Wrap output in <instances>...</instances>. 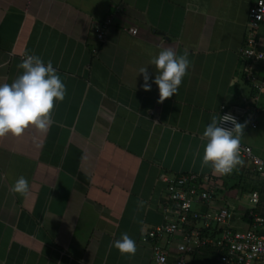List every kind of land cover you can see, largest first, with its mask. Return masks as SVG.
<instances>
[{"label": "crops", "instance_id": "1", "mask_svg": "<svg viewBox=\"0 0 264 264\" xmlns=\"http://www.w3.org/2000/svg\"><path fill=\"white\" fill-rule=\"evenodd\" d=\"M250 2L0 0V84L23 73L25 55H37L66 86L46 133L29 127L0 138V264H152L141 236L162 221L163 177L211 169L200 166V137L221 106L247 107L241 140L264 160V90L254 97L239 57ZM106 16L111 22L98 41ZM168 47L187 50L192 65L177 94L160 103L150 60ZM145 66L150 91L137 74ZM20 176L29 182L26 196L11 192ZM222 182L215 205L255 189L253 211L264 214V179L245 161ZM232 221L246 226L237 215ZM122 233L136 242L131 258L112 246ZM187 260L212 264L203 251Z\"/></svg>", "mask_w": 264, "mask_h": 264}, {"label": "built area", "instance_id": "2", "mask_svg": "<svg viewBox=\"0 0 264 264\" xmlns=\"http://www.w3.org/2000/svg\"><path fill=\"white\" fill-rule=\"evenodd\" d=\"M111 17L106 16L95 29V36L102 41ZM264 23V0H251L247 8L243 42L239 47L241 76L255 95L264 90V78H259L255 66H264V33L259 31ZM131 30V29H130ZM245 101V98L242 97ZM247 107L233 104L221 106L217 116L232 115L237 122ZM255 111H250L249 124L254 125ZM227 127H232L230 123ZM240 158L250 170L264 179V160L241 140ZM211 169L203 173L180 172L165 180V195L160 204L162 221L145 230L141 239L150 244L152 264H166L170 252L174 253L171 264H189L187 256L210 249L212 264H264V214L253 211L258 201L255 189L241 191L246 204L237 207L225 203L215 205L222 179ZM238 206V205H237ZM234 215L245 220L242 229L233 224ZM246 215V219L244 216ZM174 236L180 239L174 243Z\"/></svg>", "mask_w": 264, "mask_h": 264}, {"label": "clouds", "instance_id": "3", "mask_svg": "<svg viewBox=\"0 0 264 264\" xmlns=\"http://www.w3.org/2000/svg\"><path fill=\"white\" fill-rule=\"evenodd\" d=\"M188 55L187 50L182 55H177L168 47L150 60V64L155 65L158 72L154 79L159 90L158 102L162 103L177 94L192 65ZM18 67L23 69L21 75L11 84H0V138L8 135L21 137L29 127L46 133L55 123L52 119L55 102L63 101L66 95V86L51 61L45 64L37 55H25ZM138 73L143 75L144 83L141 87L150 91L147 67L139 68ZM228 123L232 127L225 126ZM247 123L248 121L237 122L230 114L211 116L200 137L201 141L206 142L201 168L210 166L217 175H231L243 163L240 158L241 138ZM11 192L26 196L30 192L28 180L24 176L18 177ZM144 203L138 201V209L144 207ZM112 246L128 258L137 252L136 242L127 233H122L121 238L113 241Z\"/></svg>", "mask_w": 264, "mask_h": 264}, {"label": "rangeland", "instance_id": "4", "mask_svg": "<svg viewBox=\"0 0 264 264\" xmlns=\"http://www.w3.org/2000/svg\"><path fill=\"white\" fill-rule=\"evenodd\" d=\"M258 68L264 69V66L257 67L256 69H258ZM254 70H255V67H254ZM245 200H246V198L244 199V195H239L236 199L227 200V202H228L229 206H232L234 208V210L236 211L237 204H240L241 206H244L246 204V201ZM236 227L242 229L245 226L243 224H237Z\"/></svg>", "mask_w": 264, "mask_h": 264}, {"label": "trees", "instance_id": "5", "mask_svg": "<svg viewBox=\"0 0 264 264\" xmlns=\"http://www.w3.org/2000/svg\"><path fill=\"white\" fill-rule=\"evenodd\" d=\"M226 184V183H225ZM233 184V183H232ZM232 184H230L229 186H231ZM222 185H223V183H222ZM222 187H224V185L222 186ZM244 218H247L246 217V215L244 216ZM203 252H206V253H209L212 257H213V252L210 250V249H204V250H202ZM202 251H200V252H202Z\"/></svg>", "mask_w": 264, "mask_h": 264}]
</instances>
